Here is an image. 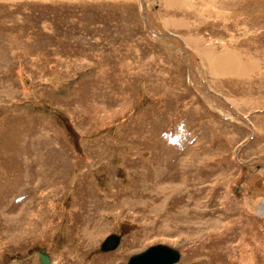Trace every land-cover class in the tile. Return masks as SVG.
<instances>
[{"label": "rangeland", "instance_id": "rangeland-1", "mask_svg": "<svg viewBox=\"0 0 264 264\" xmlns=\"http://www.w3.org/2000/svg\"><path fill=\"white\" fill-rule=\"evenodd\" d=\"M155 245L264 264V0H0V264Z\"/></svg>", "mask_w": 264, "mask_h": 264}, {"label": "water", "instance_id": "water-1", "mask_svg": "<svg viewBox=\"0 0 264 264\" xmlns=\"http://www.w3.org/2000/svg\"><path fill=\"white\" fill-rule=\"evenodd\" d=\"M163 37H167V38L169 37L172 40H176L173 37H170V35L168 34H164ZM207 94L211 96L213 100L217 102L219 101L210 92H208ZM221 102L223 103V101ZM221 106H225V108H227L225 104H221ZM229 112H232V110L230 109ZM243 165H246V163ZM118 240L119 238L117 235L109 234L100 243L98 250L101 252H104L107 250H113L117 246ZM36 253H37L38 264H48L49 263V260L46 257L45 253L39 250ZM178 259H179V255L175 250L169 247H166L164 245H155V246L149 247L147 250H145L143 253H140L139 255H132L131 257H129L126 264H175L176 262H178Z\"/></svg>", "mask_w": 264, "mask_h": 264}, {"label": "bare ground", "instance_id": "bare-ground-1", "mask_svg": "<svg viewBox=\"0 0 264 264\" xmlns=\"http://www.w3.org/2000/svg\"><path fill=\"white\" fill-rule=\"evenodd\" d=\"M141 5H142V4H141ZM142 6H144V5H142ZM142 10H143V9H142ZM152 32L156 33L155 30H153V29H152ZM156 35L159 37V34H158V33H156ZM161 35H162V34H161ZM163 35H164V34H163ZM163 35H162V38H163L162 40H164ZM160 37H161V36H160ZM176 41L178 42L177 39H176ZM162 43H165V42L162 41ZM179 43H180V42H179ZM175 44H176V43H175ZM182 47H184V46H182ZM184 48H185V47H184ZM184 48H183V49H184ZM181 49H182V48H181ZM188 54H189V53H188ZM212 55H213V54H212ZM210 56H211V54H210ZM226 58H228V57H227V54H225V53H224L221 57H214V55H213V56H211V58H208V57L206 56V59H207L209 62H214L213 60H218V62L220 63V62H221L220 60H222L221 65H222V63L224 64ZM192 59H193V57H192ZM229 61H230V59H229ZM214 63H217V62H214ZM214 63H213V64H214ZM226 63H227V62H226ZM229 64H230V66H229L228 68L226 67V68L228 69L227 71L230 72V75H231V76H232V75H235V74L237 75V72H239L240 70H236V69H235V72H236V73H235L234 71L231 70V67L235 68L236 65L231 64V62H229ZM210 65H212V63H211ZM214 65H215V64H214ZM224 65H225V64H224ZM238 65H240V64H238ZM238 65H237V66H238ZM226 66H228V63L226 64ZM210 67H214V66L212 65V66H210ZM224 67H225V66H224ZM239 67H240V66H239ZM241 67H242V66H241ZM215 68H216V65H215ZM213 69H214V68H213ZM220 70H221V69H220ZM224 71H226V69H224ZM213 72H214V71H213ZM233 73H235V74H233ZM220 74H221V73H220ZM220 74H219V75H220ZM225 74H226V73H225ZM226 75H227V74H226ZM232 77H233V76H232ZM23 83H24V85H26V86L28 85L27 80H23ZM206 94H207V93H206ZM206 94H205V97L209 98L210 100H213V99L211 98V96H209L208 94L206 95ZM206 101H209V100L206 99ZM209 102H210V104H211V101H209ZM209 102H208V103H209ZM213 102L217 104V102H216L215 100H213ZM223 104H224V103H223ZM217 105L220 106V104H217ZM214 107H215V106H214ZM224 108H225V106H224ZM226 110L229 111L230 108H226ZM226 110H225V111H226ZM230 113H231L232 115H234L236 118H239V117H238L233 111H232V112H229L228 114H230ZM118 238H119V240H118L117 246H116L113 250H115V249L119 246V243H120V237L118 236ZM166 247H167V246H166ZM169 248H170V247H169ZM171 249H172V248H171ZM146 250H147V249H146ZM173 250H174V249H173ZM108 251H112V250H107V251H104V252H108ZM175 251H176V250H175ZM143 252H144V251H143ZM143 252H141V253H143ZM176 252H177V251H176ZM177 253H178V252H177ZM139 254H140V253H139ZM139 254H137V255H139ZM178 255H179V253H178ZM46 257H47V256H46ZM47 258H48V257H47ZM179 258H180V257H179ZM48 260H49V258H48ZM49 261H50V260H49ZM178 261H179V259H178ZM176 263H178V262H176ZM176 263H175V264H176ZM48 264H49V263H48Z\"/></svg>", "mask_w": 264, "mask_h": 264}]
</instances>
